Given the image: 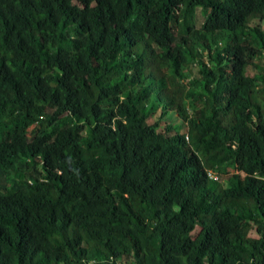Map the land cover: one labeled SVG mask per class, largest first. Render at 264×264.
<instances>
[{
    "label": "trees",
    "instance_id": "trees-1",
    "mask_svg": "<svg viewBox=\"0 0 264 264\" xmlns=\"http://www.w3.org/2000/svg\"><path fill=\"white\" fill-rule=\"evenodd\" d=\"M261 20L0 0V264H264Z\"/></svg>",
    "mask_w": 264,
    "mask_h": 264
},
{
    "label": "rangeland",
    "instance_id": "rangeland-1",
    "mask_svg": "<svg viewBox=\"0 0 264 264\" xmlns=\"http://www.w3.org/2000/svg\"><path fill=\"white\" fill-rule=\"evenodd\" d=\"M254 22H258V19H256ZM260 24L263 26V25H264V20H261V21H260ZM180 28H181V25H178V30H179ZM178 30L176 31V33H178ZM261 65H262L263 68H264V61H261ZM191 69H193V66L191 67ZM262 74L264 75V70L262 71ZM260 86H261L262 88H264V83H261ZM261 95H262V92H258V93H257V97H258V98H260ZM53 108H54V105H53L52 103H50V104L48 105V107H47V110H48V111H51ZM155 115H157V114H155ZM169 115H170V117H171V122H172V123L180 122V119H179L178 117H176L174 114H169ZM180 131H181V132H185V131H186V128H185L184 125L181 126ZM220 179H221V178L219 177V180H220Z\"/></svg>",
    "mask_w": 264,
    "mask_h": 264
}]
</instances>
